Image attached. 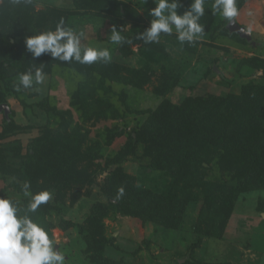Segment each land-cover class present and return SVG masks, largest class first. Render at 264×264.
Instances as JSON below:
<instances>
[{"label":"trees","instance_id":"16d2710c","mask_svg":"<svg viewBox=\"0 0 264 264\" xmlns=\"http://www.w3.org/2000/svg\"><path fill=\"white\" fill-rule=\"evenodd\" d=\"M188 7L191 0H181ZM246 0H236L239 10ZM213 0H206L205 15L200 23L204 25L202 36L212 37L214 32L234 38L241 43L247 41L226 28L228 23L222 16L212 14ZM89 12L111 21L115 17L129 19L139 24L141 17L127 3L121 0H72L71 8H35L33 0H0V77L12 71L24 73L43 66V73L49 74L55 66L74 71L81 78L71 93L70 106L80 112L86 121L91 115L95 119L106 112L93 111V105L105 106L112 116H119L112 104L94 96V87L86 79L92 75L96 87L114 92L106 81H120L135 87H142L150 80L151 70L130 69L126 65L100 58L92 64L54 60L50 53L33 58L26 50V36L39 31L54 30L61 17L69 25L78 16ZM214 31V32H213ZM136 34L124 35V43L117 51L124 57L132 52L130 45L142 40ZM130 41V42H127ZM197 41L194 43L196 44ZM185 44H188L185 42ZM163 52L158 43L145 44L139 49L147 62L155 61L156 52ZM261 71L259 82L253 80L240 85L238 92L219 94L207 93L186 95L180 102H173L165 96L179 79V73L165 69L155 92L164 98L145 119L125 132L121 127L106 129L104 145L109 146L117 137L124 136V144L113 155L104 159L103 174L99 190L104 200H95L89 207L82 224H75L86 244V251L94 264H114L105 257L110 238L106 235L105 218L120 214L152 223L171 230L182 225L188 206L199 202L200 207L191 225L194 239L188 249L192 253L204 238L220 239L233 214L236 202L243 193H264V58L250 56L238 61V67ZM118 97L124 103L122 95ZM4 101V98H0ZM45 107V106H44ZM127 108V106L125 105ZM56 116V127H44L22 151L18 142L0 145V177L8 181L7 186L20 194L13 197L27 203L22 185L31 183L33 192L47 189L52 199L41 205L35 214L51 233L48 220L52 211L59 212L66 199L76 202L81 189L90 194L95 185L96 161L103 152L99 141L89 139L88 130L73 124L70 109L59 110L48 107ZM130 110V109H129ZM131 111V110H130ZM4 119L0 138L18 129L12 119ZM140 154L148 158L152 170H158L169 178L165 191H155L136 183L135 177L124 170L122 161ZM212 171L213 177L208 176ZM123 187L124 196L115 199L117 190ZM0 195H7L0 189ZM257 209L264 211V195L258 197ZM65 225L71 224L61 222ZM63 225V227L65 226ZM198 264H235L228 260L198 261Z\"/></svg>","mask_w":264,"mask_h":264},{"label":"rangeland","instance_id":"374dc122","mask_svg":"<svg viewBox=\"0 0 264 264\" xmlns=\"http://www.w3.org/2000/svg\"><path fill=\"white\" fill-rule=\"evenodd\" d=\"M33 1L36 9L46 6L72 7V0ZM125 3L141 17L139 24L120 17L109 21L103 16L89 12L73 19L68 25L84 32L81 40L83 47H107L111 52L112 61L126 65L130 69L148 66L151 70L150 80L142 87L107 80L106 85L116 93H107L97 88L92 75L86 79L90 81L89 86L94 87V96L109 101L119 116H112L105 106L93 105L94 112L101 110L103 114L106 112V115L95 119L90 113V117L84 121L80 112L70 106L71 93L81 76L64 67L55 66L49 74L44 73L42 84H34L29 89L21 87L19 91L18 73L12 71L5 77H0V98H4L0 104H6L8 108L7 116L0 110V133L4 117L12 119L18 125V129L4 139L0 138V145L18 142L25 152L27 144L38 136L44 127L54 129L57 126V118L51 111L46 110V105L59 110L70 109L73 124H79L83 130H88L90 140L101 143L100 151L103 154L101 159L96 161L99 165L95 174L96 184L91 188L90 194L85 193L87 188L81 189L83 194L76 202L70 203V199H66L60 205L61 210L52 211L48 217L52 224L51 233L61 251L68 257L67 264H94L74 223L82 224L90 205L95 200H104L99 190L103 179L101 167L104 159L113 155L124 144L125 138L121 136L115 138L111 145H104L106 129L119 126L128 132L136 123L145 119L146 113L139 111L154 109L164 98V95L157 94L154 89L159 85L165 69L179 73L176 85L165 95L175 103L191 94L238 92L241 84L250 80L259 82L261 77L259 70L238 67V61L254 55L264 58V0H246L238 10L237 17L233 18L240 26H244L248 31L250 29L255 44L241 43L213 31L212 37L200 36L196 44L181 45L176 39L175 32L172 35L162 33L159 43L163 46V52H156L155 61L149 63L139 52V49L143 48V41L130 45L132 52L122 57L117 51L119 45L109 40L113 25L124 36L142 32L150 24L151 17L147 11L155 7L152 0H147L146 4L143 0H126ZM180 3L182 7L177 9L178 14H182L188 8L183 1L180 0ZM118 94L122 95L124 103ZM122 164L124 170L135 177L139 186L160 192L167 189L169 178L161 171L152 170L148 165V158L140 154V149L134 155L126 157ZM213 174L212 171H208L210 178ZM7 184L8 181L0 177V189H4L10 196L20 197V194ZM263 195V192L257 191L241 194L222 238H204L192 253H189L188 247L195 236L190 228L196 219L200 201L190 203L182 225L176 230L152 223H142L139 219L129 216L111 214L104 219L105 232L111 240L104 255L114 264H198V261L207 260H228L235 264H264V211L257 209L258 197ZM63 220L71 224L61 225Z\"/></svg>","mask_w":264,"mask_h":264},{"label":"clouds","instance_id":"9594fccd","mask_svg":"<svg viewBox=\"0 0 264 264\" xmlns=\"http://www.w3.org/2000/svg\"><path fill=\"white\" fill-rule=\"evenodd\" d=\"M126 2V0H124ZM155 7L149 8L150 24L144 31L138 32L135 39L145 44H158L161 34H176V39L183 45L194 44L204 33V25L200 23L205 15L206 0H191L187 10L178 14L182 7L180 0H152ZM146 4L147 0H143ZM212 14H219L228 22L238 15L236 0H213ZM109 40L113 44L126 42L125 37L115 25L111 27ZM250 31V29H249ZM83 31L65 24L63 17L55 25V29L39 31L25 37L26 50L33 58L50 53L54 60L70 61L73 58L80 63L92 64L100 58L111 60V52L107 47H83L81 40ZM130 42V41H127ZM44 81L43 66L29 69L19 74V85L25 89L32 88ZM124 188L117 190L115 199L124 196ZM23 196L27 203L11 196L0 195V264H67L68 257L61 251L55 237L44 223L35 216L41 205L47 204L52 192L47 189L33 192L31 183L22 185Z\"/></svg>","mask_w":264,"mask_h":264},{"label":"water","instance_id":"95a60500","mask_svg":"<svg viewBox=\"0 0 264 264\" xmlns=\"http://www.w3.org/2000/svg\"><path fill=\"white\" fill-rule=\"evenodd\" d=\"M226 28L230 33H236L239 37L245 39L247 42L255 44V42L252 40L251 32L248 31L244 26H240L238 23H236L235 19H233L232 22H228ZM0 110H3L5 116H7L8 108L6 104H0Z\"/></svg>","mask_w":264,"mask_h":264}]
</instances>
